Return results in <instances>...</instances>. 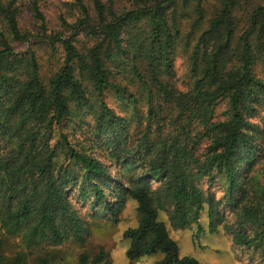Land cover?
I'll list each match as a JSON object with an SVG mask.
<instances>
[{
    "label": "trees",
    "instance_id": "trees-1",
    "mask_svg": "<svg viewBox=\"0 0 264 264\" xmlns=\"http://www.w3.org/2000/svg\"><path fill=\"white\" fill-rule=\"evenodd\" d=\"M75 1V23L62 20L69 35L38 38L62 57L47 84L33 52L13 46L29 37L18 0H0V227L41 251L38 264H53L47 249L86 244L85 206L115 221L131 201L138 221L123 233L129 264L158 254L155 264H204L172 231L203 232V216L215 233L232 213L225 228L239 247L264 241V0H215L211 17L206 0H130L122 11L93 0L94 16ZM192 1L198 18L183 36ZM33 10L45 26L36 1ZM0 264L24 257L0 254ZM78 264L111 262L100 247Z\"/></svg>",
    "mask_w": 264,
    "mask_h": 264
},
{
    "label": "rangeland",
    "instance_id": "rangeland-1",
    "mask_svg": "<svg viewBox=\"0 0 264 264\" xmlns=\"http://www.w3.org/2000/svg\"><path fill=\"white\" fill-rule=\"evenodd\" d=\"M36 1L39 11L45 19V26L36 18L33 10V2ZM90 11L92 16L95 15L93 9V0H82ZM107 6H113L115 11L131 9L130 0H103ZM252 3H260L262 0H251ZM19 16L18 23L21 32H27L28 40L25 42H13L18 53L33 52L37 63L40 67V76L45 83H49L61 65V53H55L53 48L45 43H39L38 38L56 33L69 35L67 29L63 26L64 19L70 24H74L80 11L75 0H18ZM181 3V2H180ZM196 2L192 1L191 5L185 10V18L182 20L183 36L193 32L192 24L197 20L198 15L194 11ZM215 0H206L205 8L207 16L211 17L214 12ZM245 8V7H244ZM243 8V9H244ZM243 11L239 12L242 15ZM194 36L192 37V39ZM83 40V38L81 39ZM177 71L178 87L184 89V77L188 72V61L182 48L179 49L175 64ZM258 73H261L258 70ZM107 103L118 113L121 110L120 102L114 96L107 99ZM124 107H122V110ZM227 110L226 103H222L217 112L219 115ZM124 114V113H120ZM260 121V119H258ZM69 132V130H68ZM72 132V130L70 131ZM71 134V133H70ZM81 138V134L77 135ZM97 156H101L99 149H96ZM207 184V183H204ZM207 190V186H204ZM212 192L220 199L225 192L223 184H215ZM227 208L222 207V210ZM102 212V211H101ZM225 212V211H224ZM103 214V215H102ZM101 215H94L93 209L85 206L83 216L87 222L89 234L87 235L86 244L78 245L74 242H68L57 249H47V252H55L53 264H78L79 257L82 253L88 252L93 255L99 251L100 247L108 252V259L111 264H129L126 252L130 242L123 238L126 229L135 227L138 221L136 212V203L131 201L127 209L117 220L112 221L102 212ZM226 221L220 225L219 230L211 233L208 230L206 216L201 219L203 232H199L197 227L193 226L186 229H175L173 234L176 237L180 247L186 253H190L204 264H264V241L256 246L245 249L239 247L233 242L232 236L227 232L226 224H233L235 216L232 213H226ZM0 254L8 261L12 262L17 254H22L24 264H38L37 258L43 253L33 248H28L22 243V239L17 235H10L0 227ZM163 258V255L145 257L140 260V264H155Z\"/></svg>",
    "mask_w": 264,
    "mask_h": 264
}]
</instances>
